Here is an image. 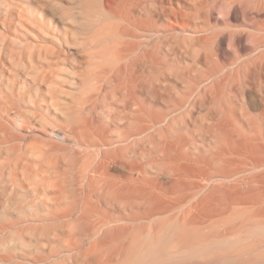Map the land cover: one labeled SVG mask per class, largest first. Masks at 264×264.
<instances>
[{"label": "rangeland", "instance_id": "obj_1", "mask_svg": "<svg viewBox=\"0 0 264 264\" xmlns=\"http://www.w3.org/2000/svg\"><path fill=\"white\" fill-rule=\"evenodd\" d=\"M172 2L178 23L186 16L192 36L185 49L177 34L163 32L172 36L162 35L153 55L173 69L101 77L90 71L93 58L88 55L93 45L117 40L98 30L107 26L110 31L119 22L104 0H0V264H264V196L255 194L259 190L253 180L251 197H241L223 211L220 193L211 189L227 180L218 175L219 164L209 163L226 145L244 150L253 141L264 147V0ZM141 4L143 15L154 10L163 28L168 16L161 3ZM91 15L96 19L89 22ZM131 79L138 80L137 89ZM137 108L145 113L154 108L159 115L178 110L173 130L183 135L181 146L208 160L203 177L193 176L208 197L198 205L199 194H191L172 212L144 219L138 240L115 256L110 245H94L101 235L85 236L87 225L76 221L81 201L69 195L79 188L72 180L80 168L74 156L79 148L52 151L40 143L23 154L2 141L11 134L17 136L16 145L22 137L26 142L54 141L43 129L82 120L102 122L114 132L129 123ZM8 112L24 115L32 127L22 129ZM167 124L146 130L140 145L145 162H160L148 165L145 174L162 189L172 188L174 177L168 163L174 154L164 140H179L176 132L166 131ZM161 131L155 146L149 138ZM39 151L42 160L34 157ZM254 163L247 157L237 177L247 181L264 170ZM38 165L44 170L42 179ZM246 184L242 181V190ZM46 190L52 191L51 198L39 196ZM91 205L109 207L112 213L118 206L97 200ZM187 209L193 212L184 225L178 215ZM53 215L67 217L51 221ZM77 243L80 250L62 255ZM53 256L58 257L51 260Z\"/></svg>", "mask_w": 264, "mask_h": 264}, {"label": "bare ground", "instance_id": "obj_2", "mask_svg": "<svg viewBox=\"0 0 264 264\" xmlns=\"http://www.w3.org/2000/svg\"><path fill=\"white\" fill-rule=\"evenodd\" d=\"M157 1L164 7L165 14L168 16L167 23L163 28L157 25L156 14L153 9L151 13L146 16L143 15L142 10L144 8L141 0H104L109 12L119 22L110 31H107V26L101 27L98 33L102 34V37L109 34L115 35L117 40L115 42L93 45V50L88 55L93 58L92 67L90 68L93 74L109 77L112 75L137 74L142 70L154 73L162 68L173 69L171 65H165V63L162 65L154 57L153 50L158 39L163 35V32L177 34L186 49L192 32L189 29L186 16L183 17L182 22L178 23V16L173 14V0H167L166 2L165 0ZM155 2L156 0H151V5L154 6ZM95 19L96 15L86 18L89 22ZM171 36L163 35L165 39H170ZM131 85L133 89H137L139 86L138 80L131 79ZM134 96L137 100L138 96L136 94ZM60 110L64 113V110ZM176 111L178 110L174 109L159 115L154 108H149L146 113L142 109L137 108L133 110L129 123L114 132L102 122L94 124L92 121L82 120L80 122H72L64 127L53 126L49 130L43 129L42 132L48 138L54 139V141L34 138L26 142V137H22V143L16 145L13 144V141L17 139V136L11 134L7 135L8 137L2 142L11 143V150H17L23 154L28 153L31 149L36 150L35 147H38L40 143H45L52 151L65 147L79 148L78 150L74 149V156L80 163V168L72 177V180L75 181L79 188L69 195L81 201V205L77 208L79 215L76 221L87 225V229L83 232L85 236L91 238L101 235L94 245H110L116 253L115 256H119L138 240L144 227V219L152 218L157 213L172 212L181 204L183 198L186 199L191 194H199L198 205H204L208 197L207 192L203 193L204 185L193 178L197 174L201 178L203 177L204 164L208 160L202 155L193 157L192 153L185 151L184 146H181L183 135L174 131L177 129L175 125L177 119L175 117ZM1 113L4 116L5 112L3 109H1ZM7 114L9 117L14 116L15 123L19 122L22 129H30L32 127L24 115L17 112L14 115H11V112ZM167 122L166 131L169 134L176 132L179 140L173 137L164 140L166 144H170L169 149L167 148L166 150L174 154L173 160L170 158L168 162L169 169L170 171L172 169L174 177L172 188L164 187L162 189L154 182L152 177H148L145 174V169L148 168V165L153 167L160 162L155 159H152L150 163L148 161L145 162L143 158L145 156L142 154L140 145L143 140L142 134L146 130H152L158 125H165ZM42 124L46 125L47 123L42 121ZM161 132L154 133L149 138L150 141L155 143V146H159L158 142L155 141L156 135H163V131ZM169 134L167 136H170ZM251 144V147L244 149L246 151L230 145L221 147L212 155L211 161H209L210 164L213 162L219 164L217 173L227 180L213 186L211 189L214 193H220L221 199H218V203L223 204L222 210L225 212L232 209L233 205L241 197H251L253 180L259 190L255 194L264 196V170L254 174L253 178L249 177L247 181L245 178L237 177L243 171L241 163L247 157L255 159L254 164L256 167H264V147H259V144L253 141ZM175 154H178V156ZM42 156L43 154L40 151L39 153L35 152V158ZM19 165L22 166L21 164ZM40 166L37 174L38 179H42L45 176L44 170ZM242 181L245 184L247 183L246 189L243 190ZM189 190L193 192H189ZM51 193L52 191L46 190L38 194L40 197L51 198V196H48ZM177 196L178 199H176ZM93 200L106 205H118L117 212L112 213L109 207L103 208L99 205L95 207L91 205ZM201 210L202 207L197 208V212H201ZM191 212L193 211L187 209L183 214L178 215L181 223L188 225L191 219ZM66 217L67 215H53L49 219L51 221H61ZM173 218H176V216H170V219ZM66 222L68 223V221ZM71 222L68 224L73 226L74 222ZM156 229V226L153 227V232ZM79 248L80 243L70 245L62 255L71 254L77 249L80 250ZM57 257L49 258L55 260ZM114 259L112 258L110 262ZM42 260L43 258L38 259V261Z\"/></svg>", "mask_w": 264, "mask_h": 264}]
</instances>
